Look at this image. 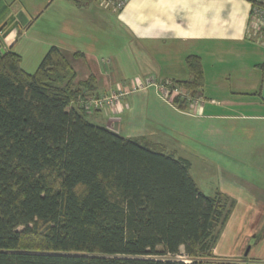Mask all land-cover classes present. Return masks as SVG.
I'll return each mask as SVG.
<instances>
[{"label":"trees","instance_id":"16d2710c","mask_svg":"<svg viewBox=\"0 0 264 264\" xmlns=\"http://www.w3.org/2000/svg\"><path fill=\"white\" fill-rule=\"evenodd\" d=\"M186 64L193 78L175 85L193 97L201 68ZM88 82L56 47L32 73L0 52V264H217L232 200L201 193L187 161L70 107ZM181 249L188 262L172 258Z\"/></svg>","mask_w":264,"mask_h":264},{"label":"crops","instance_id":"0c3cea01","mask_svg":"<svg viewBox=\"0 0 264 264\" xmlns=\"http://www.w3.org/2000/svg\"><path fill=\"white\" fill-rule=\"evenodd\" d=\"M81 1L83 6L68 0H0V49L40 61L49 48L60 49L76 81L89 80L88 95L126 92L116 105L88 112L89 117L187 161L189 172L191 163L177 148L193 137L196 159L210 176L220 175L207 196L233 197L246 182L232 170H247L250 152L264 145V46L248 35L249 3L128 0L113 12L96 0ZM189 56L198 58L202 86L196 103L182 110L146 82L191 80ZM31 66L25 61L21 68L30 73ZM218 247L212 249L215 259L231 256L227 245L221 253Z\"/></svg>","mask_w":264,"mask_h":264},{"label":"rangeland","instance_id":"374dc122","mask_svg":"<svg viewBox=\"0 0 264 264\" xmlns=\"http://www.w3.org/2000/svg\"><path fill=\"white\" fill-rule=\"evenodd\" d=\"M25 61H31L32 66L30 73H32L35 71L40 60H32L30 55L24 58L21 56V66L22 62L25 63ZM184 90L190 98L196 99V96H191L190 90L186 88H184ZM205 98L209 99V96H205ZM186 105H188V103ZM103 109L106 110L108 108L105 107L99 110ZM86 119L92 124L99 126H103L105 123L104 121H99L95 117L88 116ZM192 138H189L187 141H181L182 146L177 148V151L183 158L190 161L192 167L190 169V174L198 189L205 195H211L213 193L212 188L218 183L217 180L220 175L214 172V176H210V170L205 168L204 165L196 159ZM260 150L261 151L258 150L257 153L250 152L249 162L251 163L247 170L241 173L235 169L232 170L234 174L239 175L241 181L244 180L246 184H242L240 189L235 190L234 196L231 198L229 197L232 200L231 212L220 231L218 237L219 241L217 240L216 244L217 246L219 245L217 248L219 253L222 252V244L224 243L227 245L231 251V256H228L229 258L226 259L219 258L218 260H227L236 263L264 260V145L260 147ZM253 161L255 164H253ZM245 252H247V254L243 257ZM183 256V249H181L180 253L172 258L187 261Z\"/></svg>","mask_w":264,"mask_h":264},{"label":"built area","instance_id":"2783aa9c","mask_svg":"<svg viewBox=\"0 0 264 264\" xmlns=\"http://www.w3.org/2000/svg\"><path fill=\"white\" fill-rule=\"evenodd\" d=\"M96 1L101 7L110 9L113 12H118L124 8L128 0ZM248 3L250 5L248 35L254 37L259 45L264 46V0H250ZM146 84L156 88L161 96L166 100L170 101L171 99L179 98L180 100H185L189 105L196 103V99L190 98L184 88L173 85L172 82H157L150 79L147 80ZM132 90H135V87H133ZM125 94V91L111 93L107 96H92L85 94L80 97L76 103L72 102L70 107L75 106L78 108H84L86 111L92 112L104 107H112L113 105H116L118 100ZM184 262H188V260H184ZM223 262L224 261L221 260L215 261L217 264H221ZM246 264H264V260L248 262Z\"/></svg>","mask_w":264,"mask_h":264},{"label":"water","instance_id":"95a60500","mask_svg":"<svg viewBox=\"0 0 264 264\" xmlns=\"http://www.w3.org/2000/svg\"><path fill=\"white\" fill-rule=\"evenodd\" d=\"M0 52H2V53H3V52H4V50H3V49H0ZM246 254H247V252H245V255H246Z\"/></svg>","mask_w":264,"mask_h":264}]
</instances>
